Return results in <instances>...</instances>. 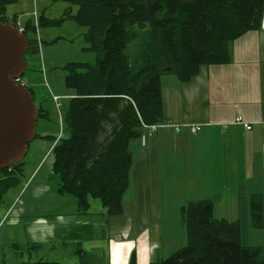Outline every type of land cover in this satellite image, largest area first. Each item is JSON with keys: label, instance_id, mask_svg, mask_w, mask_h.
<instances>
[{"label": "trees", "instance_id": "1", "mask_svg": "<svg viewBox=\"0 0 264 264\" xmlns=\"http://www.w3.org/2000/svg\"><path fill=\"white\" fill-rule=\"evenodd\" d=\"M60 1L68 4L62 15L40 13L39 26L73 21L85 27L83 51L97 55L93 63L64 65L63 83L74 96L64 115L68 134L54 148L52 170L57 192L72 195L79 213L97 199L108 220L123 215L130 140L141 136V122H165L161 74L172 72L186 83L202 66L227 63L230 43L261 28L264 0H48ZM15 3L0 0V15ZM24 26L25 34L35 31L30 19ZM38 113L43 115L39 106ZM23 163L0 170V203L20 183ZM253 203L257 224L262 206ZM182 213L186 245L148 264H264V248L241 245L238 224L217 220L209 200L189 202ZM127 264H136L134 248Z\"/></svg>", "mask_w": 264, "mask_h": 264}, {"label": "crops", "instance_id": "2", "mask_svg": "<svg viewBox=\"0 0 264 264\" xmlns=\"http://www.w3.org/2000/svg\"><path fill=\"white\" fill-rule=\"evenodd\" d=\"M8 11L20 16L23 24L29 19L11 7ZM236 53L238 57L225 64L200 67L186 83L172 72L174 76H160L165 122L183 127L178 133L170 126L160 127L164 130L159 134H143V128L145 143L141 136L130 140L132 204L125 210L123 196V215L111 219L116 236L127 231L122 242L131 243L128 255L132 247L136 251L138 243L143 245L145 258L140 262L136 251V264L158 261L156 252L164 247L160 188L172 181L173 186L200 188L199 197L182 203L212 202L217 220L238 224L241 245L264 246V14L261 28L239 42ZM236 115L253 122L252 129L233 124ZM191 124H198L199 130L192 132ZM37 148L42 153L41 145ZM254 201L262 206L257 224ZM37 230H44L47 238L52 226L38 225Z\"/></svg>", "mask_w": 264, "mask_h": 264}, {"label": "rangeland", "instance_id": "3", "mask_svg": "<svg viewBox=\"0 0 264 264\" xmlns=\"http://www.w3.org/2000/svg\"><path fill=\"white\" fill-rule=\"evenodd\" d=\"M67 6L63 1L50 4L48 0H17V3L9 7L26 14V17L30 16L33 21L34 10L38 15L44 13L50 18H59ZM34 20L38 23V17ZM85 30V27L73 21H65L60 26L38 29L40 42L37 35H26L30 47L24 54L27 68L22 79L27 82L36 105L43 109V115L37 119L36 133L50 135L52 138L37 137L28 143V151L22 159L21 181L0 203V264H28L40 260L59 264H113L111 247L115 242H121L123 234L127 232L123 229L119 236L113 233L112 218L107 220L97 199H91V207L87 213L82 214L72 195L57 192L59 181L52 170L53 152H48L54 139L65 129L64 115L68 102L66 95L69 91L63 83L64 65L68 62L93 63L97 55L83 51L86 46L83 38ZM253 32L248 31L230 43L231 59L238 57L237 44L247 40ZM42 65L46 80L42 74ZM161 75L174 76L171 72ZM54 95L61 97L60 108L54 101ZM160 130L164 129L157 130V134ZM62 134L67 135L68 132L64 131ZM143 134H149V131L145 130ZM37 145H41L43 154ZM178 182L180 181H174ZM190 182L192 181H188ZM199 189L194 186H173V181L170 186L160 188L164 247L157 250L155 260L165 259L186 245V228L180 205L189 204L188 201L182 203L185 199L199 197L196 196ZM17 194H20L21 203L11 206ZM131 204L130 187L124 195L125 210ZM38 225H51V234L46 238L44 230H37ZM132 249L133 247L130 251ZM136 251L142 262L145 258L143 245L138 243Z\"/></svg>", "mask_w": 264, "mask_h": 264}, {"label": "water", "instance_id": "4", "mask_svg": "<svg viewBox=\"0 0 264 264\" xmlns=\"http://www.w3.org/2000/svg\"><path fill=\"white\" fill-rule=\"evenodd\" d=\"M26 36L0 20V170L19 163L36 134L38 109L29 89L21 82L27 68Z\"/></svg>", "mask_w": 264, "mask_h": 264}, {"label": "built area", "instance_id": "5", "mask_svg": "<svg viewBox=\"0 0 264 264\" xmlns=\"http://www.w3.org/2000/svg\"><path fill=\"white\" fill-rule=\"evenodd\" d=\"M20 29L23 30V28H20ZM54 98H55V100H57V97H54ZM234 123L240 125L244 129V131L251 130L252 129V125H253V123L245 121L242 118L241 115H237L235 117ZM163 124L166 125V126H171L174 129L175 132H178L180 130V125L177 124V123L175 124V123L171 122V123H166V124L163 123ZM142 127L147 129L149 131V134H151V132L156 131V129L159 127V125L158 124L147 125V124H144L142 122ZM198 129H199V127L197 125H192L191 126V131L192 132H195ZM144 142H145V136H142V143H144ZM16 203H21L20 194H17L15 196L14 204H16Z\"/></svg>", "mask_w": 264, "mask_h": 264}, {"label": "bare ground", "instance_id": "6", "mask_svg": "<svg viewBox=\"0 0 264 264\" xmlns=\"http://www.w3.org/2000/svg\"><path fill=\"white\" fill-rule=\"evenodd\" d=\"M187 243V240H186ZM113 248V264H125L128 257V250L131 246L130 242H119L114 243Z\"/></svg>", "mask_w": 264, "mask_h": 264}]
</instances>
